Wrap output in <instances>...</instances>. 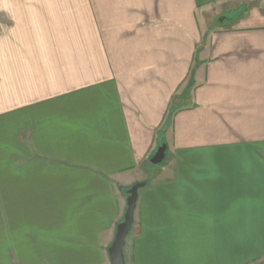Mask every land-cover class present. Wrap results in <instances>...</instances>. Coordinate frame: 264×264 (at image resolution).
Instances as JSON below:
<instances>
[{
	"label": "crops",
	"instance_id": "0c3cea01",
	"mask_svg": "<svg viewBox=\"0 0 264 264\" xmlns=\"http://www.w3.org/2000/svg\"><path fill=\"white\" fill-rule=\"evenodd\" d=\"M136 182L126 264H264V0H0V264H111Z\"/></svg>",
	"mask_w": 264,
	"mask_h": 264
},
{
	"label": "water",
	"instance_id": "95a60500",
	"mask_svg": "<svg viewBox=\"0 0 264 264\" xmlns=\"http://www.w3.org/2000/svg\"><path fill=\"white\" fill-rule=\"evenodd\" d=\"M166 148V143H161L153 156L150 158V162L152 164L162 163L165 159ZM144 185L145 182H136L127 190L126 209L123 219L117 224L113 241L108 248V255L111 264H126L123 247L125 244V239L129 234L134 221V210L136 207L138 190Z\"/></svg>",
	"mask_w": 264,
	"mask_h": 264
},
{
	"label": "rangeland",
	"instance_id": "374dc122",
	"mask_svg": "<svg viewBox=\"0 0 264 264\" xmlns=\"http://www.w3.org/2000/svg\"><path fill=\"white\" fill-rule=\"evenodd\" d=\"M226 8V7H225ZM225 8H223V9H225ZM228 11L229 10V8L227 7V9H225L224 11ZM223 11V12H224ZM220 13H222V10L221 9H218V8H215V7H213V6H211L210 8H208L206 11H205V15H204V17H203V27H204V29L205 28H207V29H212V28H214V27H217L218 26V20H220ZM228 17V16H230L229 14H225V15H223L222 17ZM160 144L161 143H163V142H165L166 143V140L163 138V137H161L160 136ZM167 156H169V153H168V151L166 150V157ZM166 159H164L163 160V162L165 161ZM162 162V163H163ZM161 165V163L160 164H149V169H150V175H151V172L154 170V169H156L157 167H159ZM149 175V176H150Z\"/></svg>",
	"mask_w": 264,
	"mask_h": 264
},
{
	"label": "trees",
	"instance_id": "16d2710c",
	"mask_svg": "<svg viewBox=\"0 0 264 264\" xmlns=\"http://www.w3.org/2000/svg\"><path fill=\"white\" fill-rule=\"evenodd\" d=\"M170 114H171V112H169V114H168L167 118L170 116Z\"/></svg>",
	"mask_w": 264,
	"mask_h": 264
}]
</instances>
